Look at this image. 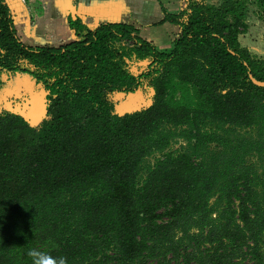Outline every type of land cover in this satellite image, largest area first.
<instances>
[{
  "label": "trees",
  "instance_id": "trees-1",
  "mask_svg": "<svg viewBox=\"0 0 264 264\" xmlns=\"http://www.w3.org/2000/svg\"><path fill=\"white\" fill-rule=\"evenodd\" d=\"M148 5L152 26L179 28L169 52L134 18L68 17L72 41L30 46L0 0V74H29L48 101L38 127L0 112V264H34L30 250L55 264H264V60L240 42L264 0ZM144 84L150 105L116 113L110 96Z\"/></svg>",
  "mask_w": 264,
  "mask_h": 264
},
{
  "label": "rangeland",
  "instance_id": "rangeland-1",
  "mask_svg": "<svg viewBox=\"0 0 264 264\" xmlns=\"http://www.w3.org/2000/svg\"><path fill=\"white\" fill-rule=\"evenodd\" d=\"M167 9L170 12L176 13L185 6V0H162ZM209 4L218 3L219 0H201ZM258 8L252 6L250 8L248 16L249 29L246 34L240 36L241 45L249 50V52L259 58L264 60V16L259 15ZM123 20V19H122ZM124 22L129 24H135L131 21L129 15L124 16ZM173 27L169 24H165L162 27H150L144 28L141 33V37L157 47L161 52H169L172 48V39L178 37L177 28L174 27L177 35L172 36L167 34V32H159L165 28ZM18 34L21 40L30 46H42L50 43V40H45V37L36 38L29 33L28 28L25 26L17 27ZM31 39V41L29 40ZM51 39V36H47ZM61 39H67L66 37H61ZM68 41V40H67ZM132 70L136 73L139 70L136 67H132ZM153 96L152 89L144 84L138 91L131 94H126L122 92H116L110 96L112 103L114 104L115 111L118 114L131 113L150 105ZM48 106L47 92L40 85L36 83L35 79L29 74L25 73H12V72H1L0 74V112L7 111L12 113H17L23 116L32 126L38 127L43 121ZM240 137H255V129H241L238 130ZM183 143L182 139L178 141H173L172 149L181 148ZM214 147V146H213ZM159 157L158 154L150 157L149 162L153 163L156 158ZM248 164L254 166L259 173L262 172L263 165L260 163L258 156L252 154L247 157Z\"/></svg>",
  "mask_w": 264,
  "mask_h": 264
},
{
  "label": "crops",
  "instance_id": "crops-1",
  "mask_svg": "<svg viewBox=\"0 0 264 264\" xmlns=\"http://www.w3.org/2000/svg\"><path fill=\"white\" fill-rule=\"evenodd\" d=\"M6 1L11 6L16 16V29L18 26H25L33 37H45V40H50L49 42L52 45L64 44L74 39V32L70 29L68 24V17L80 18L86 26L92 29L106 22L124 21L125 15H129L130 19L134 18L139 20L144 25V27L141 28V33L144 28L163 26H152V24L158 22L162 15L160 14V8L157 6L149 7L148 0ZM142 14L156 17L144 21L142 19ZM174 27L175 26L165 28L159 33L163 35L162 32H167V34L169 33L168 35L172 33V36H175V34L177 35V33H179V28L175 27L177 28L176 33ZM49 35L51 39L47 38ZM61 37H66L67 39L63 40ZM29 40L31 41L30 38ZM174 40L173 38L172 42Z\"/></svg>",
  "mask_w": 264,
  "mask_h": 264
},
{
  "label": "clouds",
  "instance_id": "clouds-1",
  "mask_svg": "<svg viewBox=\"0 0 264 264\" xmlns=\"http://www.w3.org/2000/svg\"><path fill=\"white\" fill-rule=\"evenodd\" d=\"M28 255L33 257L34 264H45V260L50 261L51 264H55V261H52L51 258L47 257L44 253L30 250ZM59 264H65L64 258H60Z\"/></svg>",
  "mask_w": 264,
  "mask_h": 264
},
{
  "label": "water",
  "instance_id": "water-1",
  "mask_svg": "<svg viewBox=\"0 0 264 264\" xmlns=\"http://www.w3.org/2000/svg\"><path fill=\"white\" fill-rule=\"evenodd\" d=\"M263 85V84H262Z\"/></svg>",
  "mask_w": 264,
  "mask_h": 264
}]
</instances>
